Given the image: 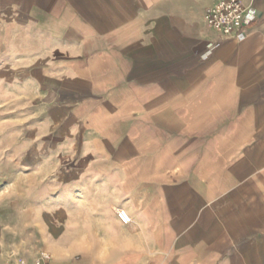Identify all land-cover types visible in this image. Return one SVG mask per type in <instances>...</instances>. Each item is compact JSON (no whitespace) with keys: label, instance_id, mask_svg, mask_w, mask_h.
<instances>
[{"label":"crops","instance_id":"0c3cea01","mask_svg":"<svg viewBox=\"0 0 264 264\" xmlns=\"http://www.w3.org/2000/svg\"><path fill=\"white\" fill-rule=\"evenodd\" d=\"M219 1L0 0V264H264V0Z\"/></svg>","mask_w":264,"mask_h":264},{"label":"built area","instance_id":"2783aa9c","mask_svg":"<svg viewBox=\"0 0 264 264\" xmlns=\"http://www.w3.org/2000/svg\"><path fill=\"white\" fill-rule=\"evenodd\" d=\"M204 22L211 28L221 31L226 36L243 37L241 28L249 19V12L241 0H221L209 7L204 14ZM117 217L122 223L130 221V215L124 209L117 211ZM49 254L42 252L34 264H42L49 259ZM12 264H28L24 259H17Z\"/></svg>","mask_w":264,"mask_h":264}]
</instances>
